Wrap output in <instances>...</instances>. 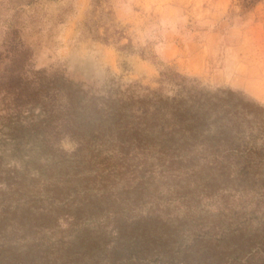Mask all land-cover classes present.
Masks as SVG:
<instances>
[{
    "label": "rangeland",
    "instance_id": "rangeland-1",
    "mask_svg": "<svg viewBox=\"0 0 264 264\" xmlns=\"http://www.w3.org/2000/svg\"><path fill=\"white\" fill-rule=\"evenodd\" d=\"M25 9L37 13L26 35L36 70L63 72L107 100L134 85L163 97L138 104L147 112L129 133L109 120L108 136L89 134L75 155L71 139L50 151L29 129L0 126V264H162L165 252L188 264L243 263L264 229V0L245 15L240 0H33ZM16 10L0 0V52ZM165 69L199 85L180 96L161 82ZM193 105L210 112L176 117ZM130 138L137 152L115 154L116 139Z\"/></svg>",
    "mask_w": 264,
    "mask_h": 264
},
{
    "label": "trees",
    "instance_id": "trees-1",
    "mask_svg": "<svg viewBox=\"0 0 264 264\" xmlns=\"http://www.w3.org/2000/svg\"><path fill=\"white\" fill-rule=\"evenodd\" d=\"M11 1L15 3L18 10L3 28L5 50L0 52V126L7 124L29 129L35 133L36 137L41 138L42 146L50 151H63L60 143L65 139H71L79 146L74 152L75 155L84 153L89 145V134L101 138L108 136L109 120L115 121L111 127H119L116 132L121 133L124 128L128 129L129 133L138 125L134 124L136 118L140 117L136 112H147L138 104L145 101L153 102L154 99H149L151 95H157L154 97L159 99L163 97L162 93L157 94L158 92L142 86L134 89V85L122 92L118 90L117 95L111 94L107 100L104 97H97L91 91L85 92L81 88L74 89L73 84L63 72L49 73L45 69L36 70L33 60L34 49L26 40L28 31L34 26L37 13L29 14L25 7L30 6L33 0ZM261 1L240 0L241 15L252 11ZM172 71V69H165L162 72L161 82L176 84L180 88V96L185 92L189 95L192 91L188 89L197 88L199 85L193 86L195 80L187 79ZM143 91H148V93L144 94ZM39 108L41 114L35 121L36 114L34 113ZM194 111L206 114L210 112V109L203 105L181 107L178 108L176 117L180 113H193ZM27 113L30 114L26 115ZM28 117H30L29 123L21 126L20 123L26 122ZM109 136L115 138L117 135L111 133ZM116 142L120 143V146L113 148L115 154L120 153V155L129 157L138 150L135 147L136 139L130 138L127 141L116 139ZM243 252H245L244 262L238 264H264V229L253 233L249 247ZM164 255L165 257L160 260L162 264H188L179 253L169 255V252H165ZM123 258L127 261L126 257ZM132 258L134 257L130 256L128 261ZM67 263L74 264L72 261L63 262V264Z\"/></svg>",
    "mask_w": 264,
    "mask_h": 264
}]
</instances>
